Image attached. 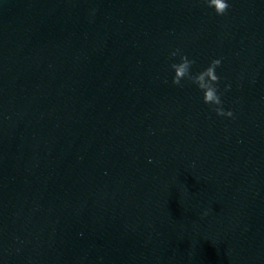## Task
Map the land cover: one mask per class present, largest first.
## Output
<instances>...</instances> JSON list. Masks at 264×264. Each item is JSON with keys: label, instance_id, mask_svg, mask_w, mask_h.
Wrapping results in <instances>:
<instances>
[{"label": "water", "instance_id": "95a60500", "mask_svg": "<svg viewBox=\"0 0 264 264\" xmlns=\"http://www.w3.org/2000/svg\"><path fill=\"white\" fill-rule=\"evenodd\" d=\"M228 2L0 0V264H264V0Z\"/></svg>", "mask_w": 264, "mask_h": 264}, {"label": "clouds", "instance_id": "9594fccd", "mask_svg": "<svg viewBox=\"0 0 264 264\" xmlns=\"http://www.w3.org/2000/svg\"><path fill=\"white\" fill-rule=\"evenodd\" d=\"M208 8L214 9L215 13L219 16L225 15L230 4L228 0H203ZM179 56V62L170 64L174 75L172 77V84L178 87H183L182 81H188L195 84L198 89L203 93V102L212 106V111L217 116L232 118L234 113L231 110L226 111L223 108V101L221 99L222 93L219 90L220 77L216 74V69L220 67L221 60L213 59L209 66L204 70L193 74L191 69L195 65L194 59H189L181 49L177 48L170 53V58ZM231 85H225L224 90L228 91Z\"/></svg>", "mask_w": 264, "mask_h": 264}]
</instances>
